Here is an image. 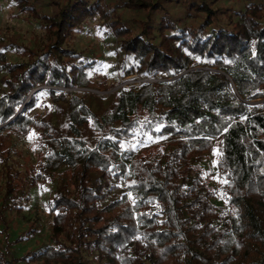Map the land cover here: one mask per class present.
Instances as JSON below:
<instances>
[{
	"label": "trees",
	"instance_id": "16d2710c",
	"mask_svg": "<svg viewBox=\"0 0 264 264\" xmlns=\"http://www.w3.org/2000/svg\"><path fill=\"white\" fill-rule=\"evenodd\" d=\"M9 2L47 40L0 37V231L51 186L50 240L0 248V264H264V0ZM90 20L115 39L119 75L152 80L66 95L109 80L99 53L69 43ZM35 132L25 171L14 137Z\"/></svg>",
	"mask_w": 264,
	"mask_h": 264
},
{
	"label": "rangeland",
	"instance_id": "374dc122",
	"mask_svg": "<svg viewBox=\"0 0 264 264\" xmlns=\"http://www.w3.org/2000/svg\"><path fill=\"white\" fill-rule=\"evenodd\" d=\"M130 16V13H126ZM98 20H90L89 26L91 33H79L72 40L70 44L74 45L79 50L90 53L95 50L100 54L101 59L107 72L108 82L106 85L100 86L96 89L87 88H69L68 96L73 92L91 90L98 96L106 98L111 92L119 88L139 87L142 84L139 78H145L139 74H132L126 77L119 75L118 56L116 55V41L113 37H105L97 30L96 23ZM0 37L5 38L7 42H15L17 44H25L34 49L40 50L47 40L44 30L39 26L38 21L32 17H24L20 14L17 6L10 2L0 3ZM11 58H20L15 53L10 54ZM22 57V56H21ZM1 76V74H0ZM117 82L115 83L114 81ZM95 107L105 105V102L94 101ZM49 120L52 124L63 129L61 122V113L59 108L54 107L49 115ZM40 134L34 133V136H15L14 137V161L18 166L25 171L29 170L30 166L36 163L37 158L42 154L40 150ZM51 194V186L46 191L33 188L32 200L25 210L21 213L12 216L10 223L8 239L5 238V232L0 231V248L6 253L8 258H15L23 255L27 250L34 249L40 245L47 244L50 240L49 230V216L46 212V201ZM35 223V227L39 230L38 233L26 242L13 243V240L20 232L27 229L28 226ZM4 224L0 222V230H3ZM17 264H29L19 262Z\"/></svg>",
	"mask_w": 264,
	"mask_h": 264
},
{
	"label": "built area",
	"instance_id": "2783aa9c",
	"mask_svg": "<svg viewBox=\"0 0 264 264\" xmlns=\"http://www.w3.org/2000/svg\"><path fill=\"white\" fill-rule=\"evenodd\" d=\"M9 1H10V0H0V3H1V2H5V3H6V2H9ZM150 80H152V79H148V78H143V79H142V78H139V82H140V84H143L144 82H146V81H150ZM68 89H69V88H66V89H65V93H66V94H68L67 91H66V90H68ZM70 89H71V88H70Z\"/></svg>",
	"mask_w": 264,
	"mask_h": 264
},
{
	"label": "snow or ice",
	"instance_id": "6c2138e0",
	"mask_svg": "<svg viewBox=\"0 0 264 264\" xmlns=\"http://www.w3.org/2000/svg\"><path fill=\"white\" fill-rule=\"evenodd\" d=\"M31 138V137H30ZM223 183H228V181L227 180H224V181H222Z\"/></svg>",
	"mask_w": 264,
	"mask_h": 264
},
{
	"label": "water",
	"instance_id": "95a60500",
	"mask_svg": "<svg viewBox=\"0 0 264 264\" xmlns=\"http://www.w3.org/2000/svg\"><path fill=\"white\" fill-rule=\"evenodd\" d=\"M93 90V89H92ZM93 91H95V90H93Z\"/></svg>",
	"mask_w": 264,
	"mask_h": 264
}]
</instances>
